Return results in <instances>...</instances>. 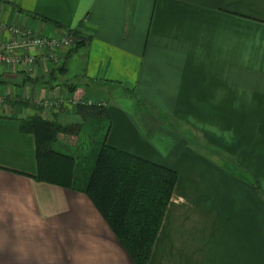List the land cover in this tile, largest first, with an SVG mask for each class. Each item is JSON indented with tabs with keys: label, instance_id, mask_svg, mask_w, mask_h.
I'll return each mask as SVG.
<instances>
[{
	"label": "crops",
	"instance_id": "crops-1",
	"mask_svg": "<svg viewBox=\"0 0 264 264\" xmlns=\"http://www.w3.org/2000/svg\"><path fill=\"white\" fill-rule=\"evenodd\" d=\"M12 26L88 40L32 51L59 68L0 64V264H136L85 194L32 178L20 121L39 113L11 111L32 98L63 101L39 114L63 123L79 102L105 105L111 146L178 173L149 264H264V0H0V46ZM122 87L221 157L168 126L148 135Z\"/></svg>",
	"mask_w": 264,
	"mask_h": 264
},
{
	"label": "trees",
	"instance_id": "trees-1",
	"mask_svg": "<svg viewBox=\"0 0 264 264\" xmlns=\"http://www.w3.org/2000/svg\"><path fill=\"white\" fill-rule=\"evenodd\" d=\"M30 16L62 28L44 17ZM67 33L80 40L70 54L87 45L88 39L79 32ZM122 90L142 107L134 92ZM61 109L55 112L61 114L65 111ZM76 116L78 121L71 123L59 121L57 115L52 120L36 115L20 121L21 132L36 138L38 172L32 178L85 194L132 260L149 264L179 175L111 146L112 122L105 105L79 102ZM65 138L80 143L72 146L62 142ZM57 145L66 152L56 150Z\"/></svg>",
	"mask_w": 264,
	"mask_h": 264
},
{
	"label": "built area",
	"instance_id": "built-area-1",
	"mask_svg": "<svg viewBox=\"0 0 264 264\" xmlns=\"http://www.w3.org/2000/svg\"><path fill=\"white\" fill-rule=\"evenodd\" d=\"M8 31L13 38L10 43L0 46V64L16 67L25 62L29 71H34L33 67L37 64L44 66L47 63H52L59 68L62 67L64 62V57L56 56L54 53L50 55H34L32 51L42 53L48 51L55 52L60 49L72 50L80 41L69 33H65L60 37L43 38L17 26L9 27ZM41 104L43 108L51 109L62 106L64 102L59 100Z\"/></svg>",
	"mask_w": 264,
	"mask_h": 264
},
{
	"label": "rangeland",
	"instance_id": "rangeland-1",
	"mask_svg": "<svg viewBox=\"0 0 264 264\" xmlns=\"http://www.w3.org/2000/svg\"><path fill=\"white\" fill-rule=\"evenodd\" d=\"M57 95L55 94V97ZM54 98V97H53ZM59 98H54L52 100H38V99H21V103L16 106L15 108H13L12 114L16 112V114L18 112H26L28 105L32 106V109L39 114H44L46 116H49L48 118L52 117V113L57 109L60 110V106L56 107V108H43L41 103H45V102H53V101H58ZM45 101V102H44ZM142 107H136V111L138 113V119L140 120L143 129L145 130V132L148 135L153 134L156 131H161L166 129V127H170V128H174L178 131H180L182 134H184L186 137L190 138L193 142V144H195L197 147L204 149L205 151L211 153V154H215L221 157V154H219L218 152L214 151V149H210L209 146L207 144H205L201 137L193 132L192 130H190L188 127H186L185 125H183L182 123L178 122V121H174L172 119H170L168 116L160 114V112L156 111L153 106L150 103L147 102H141ZM64 104L62 105V109L64 110ZM36 114V115H39ZM46 119V118H45ZM53 119V118H52ZM62 142L66 143V144H70L72 146H76L80 143V141H78V139H71V138H65L62 140ZM56 150H60V151H65V149L61 148L60 145H57L55 147ZM69 152V151H68ZM221 153V152H220ZM223 158V157H222ZM227 161H231L233 163V159H231L230 157H225ZM224 158V159H225ZM231 159V160H230Z\"/></svg>",
	"mask_w": 264,
	"mask_h": 264
}]
</instances>
